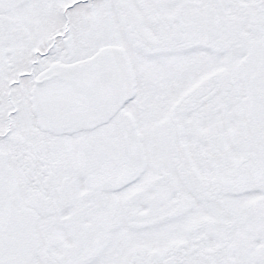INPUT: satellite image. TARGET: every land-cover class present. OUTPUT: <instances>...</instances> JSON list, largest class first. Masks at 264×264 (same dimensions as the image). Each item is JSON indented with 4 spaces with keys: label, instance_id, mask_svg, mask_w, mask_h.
I'll return each instance as SVG.
<instances>
[{
    "label": "snow or ice",
    "instance_id": "snow-or-ice-1",
    "mask_svg": "<svg viewBox=\"0 0 264 264\" xmlns=\"http://www.w3.org/2000/svg\"><path fill=\"white\" fill-rule=\"evenodd\" d=\"M0 264H264V0H0Z\"/></svg>",
    "mask_w": 264,
    "mask_h": 264
}]
</instances>
